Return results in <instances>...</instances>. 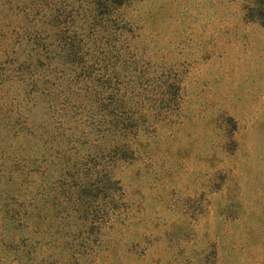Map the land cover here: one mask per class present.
Returning a JSON list of instances; mask_svg holds the SVG:
<instances>
[{"label":"rangeland","instance_id":"rangeland-1","mask_svg":"<svg viewBox=\"0 0 264 264\" xmlns=\"http://www.w3.org/2000/svg\"><path fill=\"white\" fill-rule=\"evenodd\" d=\"M56 1L0 0V264H264V0H126L119 44L145 63V126L114 143L131 155L97 221L71 201L36 230L55 193L32 172L51 171L44 145L97 135L54 129L17 71ZM6 208L30 216L14 229Z\"/></svg>","mask_w":264,"mask_h":264},{"label":"trees","instance_id":"trees-1","mask_svg":"<svg viewBox=\"0 0 264 264\" xmlns=\"http://www.w3.org/2000/svg\"><path fill=\"white\" fill-rule=\"evenodd\" d=\"M64 2L57 0L44 19L50 32L41 34L37 30L27 35L31 61H20L17 71L29 76L30 91L40 95L38 99L48 109L54 129L62 132L70 124L68 129L82 126L97 135L90 143L86 133L82 139L74 136L73 141L80 143H51L56 145L54 149L44 145L51 171L44 166L32 172L37 176L47 174L41 181L49 178L47 189L54 187L55 193L45 212L36 204L37 221L31 225L26 222L36 230L42 224L45 229L51 227L50 221L46 223L40 217L42 214L54 223L62 214L68 216L71 201L79 219L97 221L101 217L97 214H104L97 199L108 190L115 191L118 184L110 168L131 155L124 146L114 143H126L131 130L145 126V63L119 44L118 31L125 24L116 12L126 0H88L86 8L82 3L78 7L83 10L82 16L78 8ZM255 4L261 5L259 1ZM39 72L46 73L45 77ZM39 186L43 187L42 183ZM56 200L60 210L54 212L51 206ZM25 210L5 209L14 229L23 217L30 216Z\"/></svg>","mask_w":264,"mask_h":264}]
</instances>
